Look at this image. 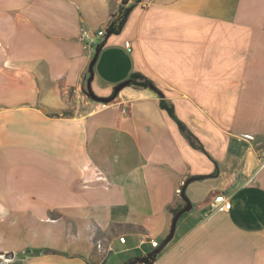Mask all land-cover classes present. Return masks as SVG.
<instances>
[{
  "label": "crops",
  "instance_id": "crops-1",
  "mask_svg": "<svg viewBox=\"0 0 264 264\" xmlns=\"http://www.w3.org/2000/svg\"><path fill=\"white\" fill-rule=\"evenodd\" d=\"M122 1L0 0V254L124 264L160 249L187 200L153 264H264V0H141L99 49L95 95L146 76L208 156L149 89L74 103L95 54L80 29Z\"/></svg>",
  "mask_w": 264,
  "mask_h": 264
},
{
  "label": "trees",
  "instance_id": "trees-1",
  "mask_svg": "<svg viewBox=\"0 0 264 264\" xmlns=\"http://www.w3.org/2000/svg\"><path fill=\"white\" fill-rule=\"evenodd\" d=\"M139 2H141V0H133V2L130 3L129 5H127V2L124 0L121 2L119 9L111 15L109 23L107 25V28L104 30L105 34L101 38L100 44H98L96 46V50L101 49L104 46V44L106 43V41L109 39V37H111L112 35H117L121 32L123 25H124L125 21L127 20L129 13L133 9V7ZM126 87H133L135 89H149V90L153 91L155 94H157V96L159 98L160 108L165 110L167 112V114L176 122V124L179 128V131L184 136V138L187 140L189 145L192 148L199 150L208 156L207 152L205 151L204 147L199 142V140L176 117L173 105L170 104L169 102H167L164 94L155 86V84L153 83V81L151 79L147 78L146 76H144L142 74L134 73L131 75V77L129 79V83ZM63 114L66 115L68 113H63ZM203 178H205V177L202 176V177H199L197 179H203ZM187 183H188V181H186L184 183V185L181 186V189H180L181 190V197L184 199H185L184 187ZM185 201H186V203H188L187 200H185ZM171 212H172L173 216H175L179 212V210H172ZM46 251L48 252L49 250H46ZM156 256H157V254L156 255H147V256L141 257V258L130 259L124 264H153L156 260Z\"/></svg>",
  "mask_w": 264,
  "mask_h": 264
},
{
  "label": "built area",
  "instance_id": "built-area-1",
  "mask_svg": "<svg viewBox=\"0 0 264 264\" xmlns=\"http://www.w3.org/2000/svg\"><path fill=\"white\" fill-rule=\"evenodd\" d=\"M105 34V31H98L94 36L92 34H90L86 29L81 28L80 29V33H79V37L82 41H85L87 43V46L90 48V50H95V47L97 46L96 38H102ZM124 47L127 49V51H130V46H129V42H124ZM244 138L246 139H251L248 136H244ZM259 161L261 163V165L264 163V152H261L259 154ZM231 207L230 205V201L228 200V198L224 195H217L212 203H211V211L213 212H217V211H227L229 210ZM119 241L121 243L125 242L124 237H119L118 238ZM151 245L153 247H157L158 243L155 241H151ZM9 261L4 254H0V264H9Z\"/></svg>",
  "mask_w": 264,
  "mask_h": 264
},
{
  "label": "water",
  "instance_id": "water-1",
  "mask_svg": "<svg viewBox=\"0 0 264 264\" xmlns=\"http://www.w3.org/2000/svg\"><path fill=\"white\" fill-rule=\"evenodd\" d=\"M98 54H99V50H96L95 51V54L90 62V65H89V72H90V76L89 78L87 79L86 81V95L93 101L95 102H98V103H101V104H110L111 102L114 101V99L116 98V96L119 94V92L121 90H123L129 83V80H126L120 84H118L117 86H115V88L113 89V92L112 94L109 96V97H99L97 95L94 94V92L92 91V88H91V81H92V78H93V73H92V67L95 63V61L97 60V57H98ZM190 209V205L189 203H187L186 207H184L182 210H180L174 217H173V221H172V225H171V230H170V234L169 236L167 237V239L162 243L161 247L159 250H156L152 253H150L149 255H156L166 244L167 242L172 238L173 236V233H174V229H175V224H176V221L177 219L179 218V216L181 214H183L184 212L188 211ZM4 256L9 259V260H12L13 259V253L10 252V253H6L4 254Z\"/></svg>",
  "mask_w": 264,
  "mask_h": 264
},
{
  "label": "rangeland",
  "instance_id": "rangeland-1",
  "mask_svg": "<svg viewBox=\"0 0 264 264\" xmlns=\"http://www.w3.org/2000/svg\"><path fill=\"white\" fill-rule=\"evenodd\" d=\"M100 42H101V40L99 39V38H97L96 39V43H97V45L98 44H100ZM95 51H96V47H95ZM97 59H98V57H97ZM97 61V60H96ZM96 61H95V63H94V65H93V67H92V73H93V71H94V66H95V64H96ZM74 103H82V102H86V101H93V100H91L87 95H86V88L84 89V91L83 92H81L80 93V96L79 97H74ZM112 103V102H111ZM110 103V104H111ZM105 105H109V104H105ZM69 114H71V113H69ZM67 115V114H66ZM160 243H162V242H160ZM59 245H60V243H58ZM9 260V259H8ZM9 264H12L11 263V261H9Z\"/></svg>",
  "mask_w": 264,
  "mask_h": 264
},
{
  "label": "bare ground",
  "instance_id": "bare-ground-1",
  "mask_svg": "<svg viewBox=\"0 0 264 264\" xmlns=\"http://www.w3.org/2000/svg\"><path fill=\"white\" fill-rule=\"evenodd\" d=\"M176 194H177L178 196H180V194H181V190H180V189H177V190H176Z\"/></svg>",
  "mask_w": 264,
  "mask_h": 264
}]
</instances>
